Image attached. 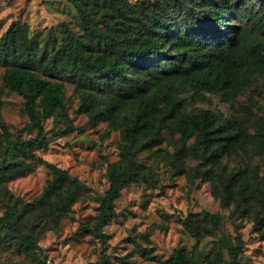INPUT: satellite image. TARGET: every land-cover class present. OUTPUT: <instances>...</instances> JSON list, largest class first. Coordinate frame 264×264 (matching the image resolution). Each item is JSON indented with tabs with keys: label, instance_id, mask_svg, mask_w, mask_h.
I'll use <instances>...</instances> for the list:
<instances>
[{
	"label": "trees",
	"instance_id": "16d2710c",
	"mask_svg": "<svg viewBox=\"0 0 264 264\" xmlns=\"http://www.w3.org/2000/svg\"><path fill=\"white\" fill-rule=\"evenodd\" d=\"M68 1L78 29L64 21L31 34L27 23L13 21L0 36L2 80L22 96L27 117L26 137L8 130L0 88V249L13 246L30 262L47 264L41 238L59 228L92 187L36 151L98 122H106L107 136L117 131L120 137L118 157L106 166L107 187L87 226L102 245L122 188L147 181L150 170L139 154L159 150L166 134L171 150L160 156L173 172L209 182L230 217L248 218L262 230L264 183L250 158L264 156V118L251 119L253 98L242 113L226 115L189 110L181 96L205 99L211 92L231 102L255 77L264 87V0L257 11L242 9L238 0ZM66 83L74 86L76 112L87 115L85 125L76 126L67 111ZM190 159L195 164L187 167ZM37 163L50 174L42 191L31 200L14 195L7 182ZM222 220L220 212L187 216L183 227L195 243L190 251L176 247L165 263L251 264L241 254L244 241L224 232ZM206 237L213 244L200 256L197 248ZM107 262L102 255L88 264Z\"/></svg>",
	"mask_w": 264,
	"mask_h": 264
},
{
	"label": "rangeland",
	"instance_id": "374dc122",
	"mask_svg": "<svg viewBox=\"0 0 264 264\" xmlns=\"http://www.w3.org/2000/svg\"><path fill=\"white\" fill-rule=\"evenodd\" d=\"M238 3L247 11H257L261 7L260 0H238ZM76 17V10L68 0H0V36L13 21L27 23L31 34L64 21L78 29ZM3 66L0 63L1 116L10 132L26 137L27 117L21 112L23 98L2 80ZM204 95L205 99L190 98L187 93L181 97L185 98L189 110H220L226 115L242 113L244 106H250L248 100L252 97L251 119L264 118V87L258 77L231 102H225L211 92ZM78 101L73 84L66 83L67 111L72 122L82 126L88 118L86 114L76 112ZM243 115L247 114L244 112ZM45 128H52V119L46 121ZM107 129L106 122H98L87 126L82 133L74 131L57 137L36 151V156L65 168L92 187L91 196L75 203L59 228L47 231L41 238L39 244L45 249L47 264H88L102 255L107 256V264H166L176 247L191 250L195 239L184 229L183 221L190 214L205 211L223 215L222 230L232 238L244 241L241 254L248 263L264 264V227L257 230L248 218L230 217L229 208L221 206L219 199L213 197L209 182L193 179L187 172L175 174L173 167L160 156L171 150L168 134L159 150L139 154L141 163L150 170L147 181L128 183L122 188L115 200L117 215L104 228L109 235L107 244L102 245L95 239L87 226L96 212L99 196L107 187L106 166L117 159L120 140L117 131H110L107 136ZM250 159L256 167L257 179L264 183V156L254 155ZM230 161V165L235 164ZM194 164L191 159L186 161L187 167ZM49 177L48 168L37 163L31 172L8 181L7 187L14 195L31 200L42 191ZM212 244L213 237L202 239L198 254L203 256ZM0 264L35 263L11 246L0 249Z\"/></svg>",
	"mask_w": 264,
	"mask_h": 264
}]
</instances>
